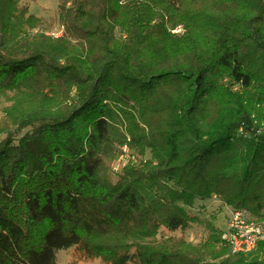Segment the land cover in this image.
<instances>
[{"label": "trees", "instance_id": "trees-1", "mask_svg": "<svg viewBox=\"0 0 264 264\" xmlns=\"http://www.w3.org/2000/svg\"><path fill=\"white\" fill-rule=\"evenodd\" d=\"M57 14L54 37L0 0V264H264V241L233 254L201 215L219 195L264 219V0ZM198 226L201 249L162 237Z\"/></svg>", "mask_w": 264, "mask_h": 264}, {"label": "rangeland", "instance_id": "rangeland-1", "mask_svg": "<svg viewBox=\"0 0 264 264\" xmlns=\"http://www.w3.org/2000/svg\"><path fill=\"white\" fill-rule=\"evenodd\" d=\"M20 4L29 9V12L42 17L45 24L44 29L50 36L58 37L63 34V27L59 23L57 14V0H19ZM3 122V113L0 106V126ZM5 137V134H0V140ZM121 160L114 165V171L121 167ZM120 165V166H119ZM121 169V168H120ZM215 196V195H214ZM218 200L212 199L206 201L204 204V211L201 213L202 217L209 218V215L216 213V226L223 232L227 231V223L230 217V208L226 206L222 198L217 197ZM222 201V202H221ZM207 212V213H206ZM162 237L169 238L173 241H178L186 244H190L195 249H201L203 242L208 238V231L203 226L195 227L194 229L183 233H169L163 231ZM208 257L205 258L207 260ZM57 264H107L99 258H88L79 248H72L69 250H63L58 253ZM137 264V263H130Z\"/></svg>", "mask_w": 264, "mask_h": 264}, {"label": "built area", "instance_id": "built-area-1", "mask_svg": "<svg viewBox=\"0 0 264 264\" xmlns=\"http://www.w3.org/2000/svg\"><path fill=\"white\" fill-rule=\"evenodd\" d=\"M216 199V196H215ZM233 254H248L264 241V219L257 220L246 210H230L227 231L222 235Z\"/></svg>", "mask_w": 264, "mask_h": 264}]
</instances>
